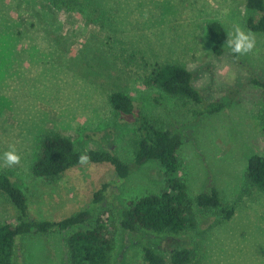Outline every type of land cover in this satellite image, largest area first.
I'll return each mask as SVG.
<instances>
[{"label": "rangeland", "instance_id": "rangeland-1", "mask_svg": "<svg viewBox=\"0 0 264 264\" xmlns=\"http://www.w3.org/2000/svg\"><path fill=\"white\" fill-rule=\"evenodd\" d=\"M67 2L0 0V174L24 193L30 218L59 221L85 210L93 193L115 180L105 163L72 168L56 182L34 178L30 169L41 135L56 132L76 150H107L131 161L137 127L108 102L119 91L135 112L180 134L177 174L189 197L214 188L233 214L218 222L215 211L194 204L196 227L176 237L127 234L116 208L164 186L163 169L147 163L110 184L94 210H109L116 220L109 264H141V242L164 258L173 248H194L192 264H264V194L244 176L247 159L264 154V100L251 84L253 77L264 79V34L246 27L259 14L246 8V0ZM212 21L226 33L236 26L253 33L254 50L236 56L224 43L223 53L214 55L207 34ZM168 63L187 69L202 103L219 102L222 110L200 113L201 104L155 87L154 71ZM13 147L21 162L8 167L3 156ZM14 215L0 194V222ZM75 230L20 240L12 264H67L65 239Z\"/></svg>", "mask_w": 264, "mask_h": 264}, {"label": "trees", "instance_id": "trees-1", "mask_svg": "<svg viewBox=\"0 0 264 264\" xmlns=\"http://www.w3.org/2000/svg\"><path fill=\"white\" fill-rule=\"evenodd\" d=\"M72 2L68 0L67 3ZM246 8L259 14L256 20L247 19L246 27L254 33L264 34V0H246ZM214 55L223 53L226 31L220 23L212 21L207 27ZM151 83L169 97L191 100L201 104L200 113L214 114L221 111V103L203 104L199 92L192 86V74L176 64H163L153 73ZM251 84L260 91L264 100V79L253 77ZM111 108L124 115L132 116L138 137L132 142L133 156L124 162L107 150H76L73 141L56 132L39 137L38 153L31 166L34 178L47 182L58 181L66 171L79 167L78 157L87 153L89 164H109L115 172V180L106 183L93 193L89 207L75 212L59 221L31 219L27 213V201L21 189L9 178L0 174V194L14 209V219L0 222V264H12L15 248L20 240L36 235L45 236L68 229H76L65 239L67 264H109L115 236V217L109 210L94 215L96 207L106 197L110 184L124 181L134 170L147 163L155 162L163 169L164 186L157 194H146L116 208V219L127 234L147 232L176 237L196 227L193 205L204 211L213 210L221 219L228 220L233 208L224 206L218 192L212 188L191 199L184 180L178 176L180 161L178 150L182 144L180 134L161 128L142 112H135L132 100L124 93L112 92L108 97ZM246 182L264 194V154H252L247 159L244 173ZM120 210V213H117ZM141 264H192L197 258L194 248H173L167 258L146 243H140Z\"/></svg>", "mask_w": 264, "mask_h": 264}, {"label": "clouds", "instance_id": "clouds-1", "mask_svg": "<svg viewBox=\"0 0 264 264\" xmlns=\"http://www.w3.org/2000/svg\"><path fill=\"white\" fill-rule=\"evenodd\" d=\"M231 50V53L236 56L247 55L252 52L256 46L255 35L253 33L244 31L241 27L236 26L232 31L226 33L225 45ZM4 165L8 167L19 165L21 156L17 154L15 148L6 151L3 156ZM90 156L83 153L78 157V164L81 166L90 163Z\"/></svg>", "mask_w": 264, "mask_h": 264}]
</instances>
